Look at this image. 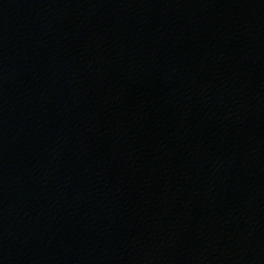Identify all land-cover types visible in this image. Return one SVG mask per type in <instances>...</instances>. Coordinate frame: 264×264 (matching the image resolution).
I'll return each instance as SVG.
<instances>
[{
	"label": "water",
	"instance_id": "water-1",
	"mask_svg": "<svg viewBox=\"0 0 264 264\" xmlns=\"http://www.w3.org/2000/svg\"><path fill=\"white\" fill-rule=\"evenodd\" d=\"M0 264H264V0H0Z\"/></svg>",
	"mask_w": 264,
	"mask_h": 264
}]
</instances>
